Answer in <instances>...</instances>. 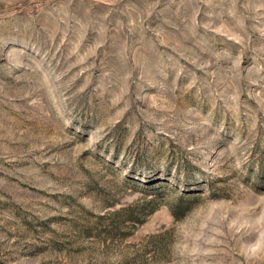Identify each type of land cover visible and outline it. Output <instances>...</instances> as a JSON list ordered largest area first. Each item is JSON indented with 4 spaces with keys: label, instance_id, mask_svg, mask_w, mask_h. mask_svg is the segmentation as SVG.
I'll list each match as a JSON object with an SVG mask.
<instances>
[{
    "label": "rangeland",
    "instance_id": "1",
    "mask_svg": "<svg viewBox=\"0 0 264 264\" xmlns=\"http://www.w3.org/2000/svg\"><path fill=\"white\" fill-rule=\"evenodd\" d=\"M0 264H264V0H0Z\"/></svg>",
    "mask_w": 264,
    "mask_h": 264
}]
</instances>
